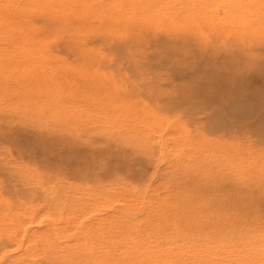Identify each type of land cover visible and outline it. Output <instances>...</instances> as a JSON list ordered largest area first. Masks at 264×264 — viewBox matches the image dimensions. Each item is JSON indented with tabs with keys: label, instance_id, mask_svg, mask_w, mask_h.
Masks as SVG:
<instances>
[{
	"label": "rangeland",
	"instance_id": "1",
	"mask_svg": "<svg viewBox=\"0 0 264 264\" xmlns=\"http://www.w3.org/2000/svg\"><path fill=\"white\" fill-rule=\"evenodd\" d=\"M0 264H264V0H0Z\"/></svg>",
	"mask_w": 264,
	"mask_h": 264
}]
</instances>
